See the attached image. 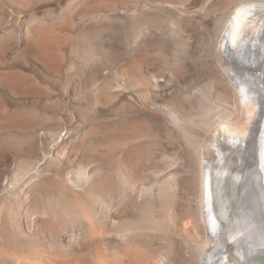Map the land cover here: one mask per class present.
Returning <instances> with one entry per match:
<instances>
[{"label":"rangeland","instance_id":"1","mask_svg":"<svg viewBox=\"0 0 264 264\" xmlns=\"http://www.w3.org/2000/svg\"><path fill=\"white\" fill-rule=\"evenodd\" d=\"M250 1L264 2L0 0L1 264H16L17 259L36 256L43 261L46 257L47 261L48 257L60 255L79 259L80 264L202 263L196 245L206 240L209 226L199 214L200 173L196 148L203 145V156L210 157L205 145L214 134L211 129L199 125L189 126L187 133H183L173 123L167 110L174 104L182 114L188 115L187 118L195 121L202 119L207 103L202 91L214 86L212 100L215 99L216 105L227 110L236 124L246 121L247 105L243 103L241 93L225 66H222L226 60L213 47L220 38L217 21L229 15L240 3ZM131 10L137 21H133ZM137 29H146L145 37L136 38ZM255 35L256 38L252 37L250 41L254 47L259 41V32ZM89 49L91 53L99 50V54L103 55L104 62L100 67L87 57ZM127 69L129 73L124 76L122 72ZM153 75H156L160 85ZM110 78H114L120 86L114 81L113 87H104ZM160 78L163 80L160 81ZM120 111L126 113L123 115ZM257 118L256 112L248 124L253 125ZM127 123L138 126L141 131L143 129L147 138L129 144L133 141L128 143L132 136L128 135L129 131L126 135V129H129L125 127ZM109 126L114 133H110ZM58 133H62L63 141L62 137L57 142L54 140ZM110 138L116 140L113 141L115 143H121V150L115 153V158L121 157L128 166L124 170L133 173L135 178L130 174L129 177H144L151 182L152 177L149 176L155 174L156 169L161 175L165 172L163 175L178 178L179 195L176 196L177 212L173 225L165 216L166 206L169 205L164 201H169L167 197H156L157 201L152 203L150 199L148 202L140 200V203L132 199L130 202H134V206L130 205V210L127 207V212H122L119 219L133 220L135 223H131L137 226L136 230L127 236L128 239L117 236L118 228L109 220L108 210L102 205L104 202L98 203L99 196L108 199L122 187L118 179L120 173L117 175L120 171L117 172L115 167L119 170V166L123 165L121 158H116L118 162L113 165L114 156L109 159L100 151ZM222 141L232 145L230 138L229 141ZM57 144L66 145L69 150L65 152L63 161L55 154L59 150ZM96 145L99 150H95L98 149L94 147ZM150 147L156 149L158 155L150 153ZM44 153H48L45 160ZM231 153L229 150L230 156ZM49 154L54 155L51 157ZM232 155L235 156V153ZM230 156L227 155L226 159L233 160L234 156ZM78 163L81 166L93 163L94 166L90 167L94 170L95 167L103 168L102 175L99 174L96 184H93L94 188L90 185L91 188L83 190L88 184L81 182L79 189L69 183L68 175L76 176ZM239 175L240 178L246 177ZM31 177L38 183L30 189L26 184L34 179ZM24 185L31 191L33 189V195L38 191L49 195L54 204L52 207L58 206L53 208L54 211L60 209L59 206H66L63 209L71 213L65 211L64 217V211H60L57 218L55 211L53 215H46V220L33 224L28 213L29 206L33 204L20 203L14 196L20 187L28 190ZM244 197L246 200L247 197ZM34 201L30 202L37 206ZM245 207L248 208V203ZM74 212L79 218L76 214L74 217ZM244 212L250 213V218L258 216L248 209H243ZM57 225L63 227L58 228ZM74 226L79 227H76L77 233L72 239L69 230ZM258 240L262 241L264 237ZM239 241L240 246L244 245L242 238ZM256 251L255 256L264 254V249ZM235 255L237 252L230 255L233 261H236Z\"/></svg>","mask_w":264,"mask_h":264},{"label":"bare ground","instance_id":"2","mask_svg":"<svg viewBox=\"0 0 264 264\" xmlns=\"http://www.w3.org/2000/svg\"><path fill=\"white\" fill-rule=\"evenodd\" d=\"M151 10H153V9H151ZM126 11H125V13H126ZM190 11H192V10H190ZM133 13L135 15L139 14V13H135V12H133ZM130 15H132V18H133L132 10H131ZM134 18H137V16L136 17L134 16ZM134 18H133V21L136 20ZM137 20H138V18H137ZM136 21L134 24H136ZM217 22H216L217 23L216 28L219 31L220 38H219V41L217 44L216 43H215V45L213 44L214 45L213 49H215L217 52L219 51V54L222 56V58L224 60H226L225 62L224 61L222 62V66H225V70L227 71V73L229 74L231 79L236 84V86H235L236 89H238V91L241 93L243 103L247 105L248 117H247L246 121L244 123L240 122V124L239 123L236 124V122L232 121V118L230 117L231 114L227 110H224L219 105H216L215 99H214V101L212 100V98H214L212 96L213 95L212 89L214 86H211V88L208 91H204V90L202 91V96L207 101L206 108L204 110L203 116L201 117L202 119H200V117H199L198 119H200V120L195 121L192 118H187L188 115L186 116V115L182 114V112L179 110V108L174 104L170 105L171 106L170 108H169V106H168L169 104H168L167 106H168L169 110H167V111L170 112V115L172 117L171 119L173 120V123H176L178 128H180V130L183 133L184 132L187 133V131H188L187 129L189 128V126L199 125L202 128L211 129L213 134H214V136L211 138L212 140H210V142L205 145L207 147L206 149L209 150V152L208 151L207 152L209 153L210 157L203 156V155H205L204 154L205 149H204V152L202 151L203 145L201 147L199 146L196 148L197 155L199 158V159L198 158L197 159H198V167H199V173H200V201H199V208H200L199 212L200 213L199 214H201V217L207 222V224L209 226V233L207 235L206 240L203 241L202 243H198L196 245L198 248V251L200 250V253H201V255H200V257H201L200 261L202 262L201 264H264V254L260 253L257 256L254 255L256 249H258V248L264 249V240H262V241L258 240L257 241V239L264 237V159H262V157H261L262 146H264V2L250 1V2L240 3L238 6L235 7V9L233 11H231V13L229 15L227 14V15L223 16ZM174 24H176V21H174ZM172 27H174V26H172ZM260 27H261V29H260ZM258 32H259V35L257 37V40L259 39V41L258 42L256 41L257 45L254 47V45H250V41L252 40V37L256 38L255 34L256 33L258 34ZM135 33L137 35L136 38H140V37L143 38L146 35L145 34L146 29H137V31H135ZM216 37H218V34ZM136 40L138 41V39H136ZM140 43H141V41H140ZM97 49H99V48H97ZM98 51H95V52L92 51V53H91V51L89 49L88 54H90V57L88 54H87V57L91 58V60H93V62H95L98 67H100L102 65V63L104 62V59L102 57L103 55L99 54L101 52H98ZM177 52H179V51L177 50ZM128 69L124 70L122 72V74L124 76L128 75V73H129ZM117 73H119V72H117ZM140 74L141 73H139V76H141ZM120 75H121V72H120ZM153 77H155V79H157L156 75L155 76L153 75ZM114 78L117 79V77H114ZM114 78H112V79L110 78L111 80L108 79V82L106 84H104L106 82L105 81L103 83L104 87H106V85H107V88L113 87L112 84L115 85V82H116V80H114ZM163 78H165V77H163ZM162 80L163 79H161L160 81H162ZM165 80L167 81L166 78H165ZM127 82H129V81H127ZM153 82H155V81H153ZM157 84L158 85L161 84L158 79H157ZM117 85L120 86L119 82L117 83ZM114 88H115V86H114ZM114 88L111 89V91L114 90ZM104 89H106V88H104ZM121 89H123V88H121ZM117 91L118 90H116V93H117ZM119 94H124V93L120 92ZM115 96H117V94ZM113 98H114V95H113ZM201 108H203V107H201ZM256 112L258 113L257 121L255 120V123H253V125H249L248 121L251 120V118L253 117L254 114H256ZM117 113H119V112H117ZM124 113H126V111ZM124 113L121 112V114H123V115H124ZM216 116L218 117L217 119H215ZM115 120L117 121V118ZM127 125L125 127L129 128V129L125 128L127 130V131L125 130L126 135L129 131L130 133H128V135L132 136L131 137L132 140H128V143L130 141H133L129 144H133L134 142H140V141H142L141 138L146 136V134L143 135L142 131H144V130L142 128H141L142 129V131H141L139 129V127L136 125L133 126L131 124V126H129L128 123H127ZM121 128L122 127H120L118 130H120ZM123 128H124V125H123ZM105 129H104V131H105ZM111 129H113V128H111V127L109 128L110 133L112 131ZM107 130H108V127H107ZM93 132L95 133V131H93ZM93 132H92V134H93ZM123 132H124V130H123ZM50 133L52 135V132H50ZM97 133H98V131H97ZM58 134H59V136L54 140L57 142L58 139H60L62 137V141H63L62 133H58ZM106 134L107 133H105V135ZM96 135H99V134H96ZM108 136H109V133H108ZM148 137H149V135H148ZM100 138H102V136H100ZM146 138L144 137V139H146ZM229 138L232 139V145H229L228 143L222 141V139H224L225 141L228 139V141H229ZM102 140H103V138H102ZM111 140L108 141L105 148H101L103 150H100V151H102V153L104 152L105 155H107L109 157V159H110V157L114 156V160L112 159L113 165H114V162H115V164H116V162H118V161H116L117 157L115 158V155L119 153L117 151L121 147V145H120L121 143L118 144V143L113 142L116 140H113V139H111ZM51 145H53V144H51ZM57 145H59L57 147V149L59 148V150H56L58 152L55 154L57 155L58 159L62 158L61 161H63L64 160L63 157L66 155L65 152H67L68 149L66 148V145H65V147L63 144H57ZM94 147L98 148L97 145ZM99 147H100V145H99ZM150 148H149L150 153L153 152V153H156V155H158L156 149H154L152 147H150ZM92 150H93V148H92ZM92 150H91V152L94 153L95 151L94 150L92 151ZM95 150H99V148L95 149ZM229 150H230V152L235 153V156L232 155L233 153H231V156H230V154H228ZM138 151H140V150H138ZM68 152H69V150H68ZM140 152H139V154H140ZM144 152H147V151H144ZM47 154L43 155L44 160L47 158ZM218 154L220 155L219 157H218ZM53 155L54 154H52V155L49 154V156H51V157ZM141 155H142V152H141ZM227 155L230 157L234 156V159L233 160H230V159L227 160L226 159ZM57 158H54V159H56V161H57ZM67 158H68V156H67ZM119 158H121V157H118L117 160H119ZM239 158H240L241 162H240ZM120 160H122V158ZM121 162H123V165L121 164L119 166V170H118V167L115 165V167L117 168V172L120 171L117 173V175L120 173L119 174L120 176L118 175V177H120V178H118V179H120L119 182L121 183L120 185H122L121 190H118L116 192V195L118 194L117 196L115 195L116 197L114 196V194H112L113 197H109L108 199L105 197L99 196L100 202H98V203H101L102 201L104 202L102 205H105L106 209L108 210L109 220L111 221L112 225L115 226V228H118L117 236L126 238L128 235H130V233H132L134 230H136L135 228L137 226L131 223V221H133V220L130 221V220L126 219L128 221H125V219H123L124 220L123 221L122 219L121 220L119 219V216L122 215V212H125L127 207H128L127 210H130L129 206L132 205V203H134V202H132V203L130 202V201H132V199H133V201L135 199L136 202L138 201L139 203L144 201V200H145V202L152 200L151 201V203H152L159 197H160L159 199H161V198L164 199V197H167L169 201H167V200H164V201L169 203V205L167 204L168 206H166L167 212H165L166 213L165 216L172 223L171 225H173V223H175V221H176V212H177L175 209V207H176L175 202H177L176 196L179 195V194H177V189L179 187L177 184L179 182L178 178L174 177V175L169 176L168 174L167 175L165 174L166 175L165 176V175H163L165 172L162 174L163 175L162 176L161 172L159 171V173H160L159 174L158 171L155 169V171L157 173L153 170L155 174H152L153 176L150 174V176H149V177H152L151 182L147 181L146 178H144V177H142V178L137 177V179H134L135 177L133 176V173L131 174V173H128L129 172L128 170H126L128 172H126L124 170L128 166L124 163L123 160ZM121 162H119L118 164H120ZM174 163H176V162H174ZM78 164L80 165L81 163H78ZM88 165H86V166H83V164H82V166L80 165L78 167L79 168L78 171L76 170V176L71 177V175H68L69 183H71L73 186H75L77 188H79L78 186H81V182L88 184L87 186L85 185V188H83V190H85L86 187L91 188V186L94 188L93 184L94 183L96 184V181L99 178L97 176L102 173L103 168L101 167L102 169L100 168L101 169L100 170L98 167H97L98 169H96V167H95V170H97V171H95L94 168L90 167V166H94L93 163H92V165L91 164L89 166ZM97 165L99 166L100 164H97ZM89 167L92 169H89ZM112 168H114V166ZM166 168H168V167H166ZM30 169H29V171H30ZM33 169L34 168H32V170ZM105 170H107V169H105ZM162 171H163V169H162ZM38 173L39 172H37V174ZM127 173H128V175H127ZM27 174H29V173L27 172ZM129 174L131 176H133L134 178L129 177L130 176ZM239 174H243V176H246V177L240 178ZM57 176H59V175L57 174ZM154 176H155V178H154ZM25 177H27V176H25ZM31 178H34V177H31ZM147 178H148V176H147ZM30 180L27 182L26 185L31 189L32 186H34L33 184L35 183L36 180H35V178L30 179ZM37 183H35V184H37ZM26 185H24V186L27 187ZM245 185H246V187H245ZM88 186H90V187H88ZM29 188H28V190H26L25 188H22V187H20V189L18 188L19 190L16 189V195H14V196L18 197L17 200H20V203L24 202V204H27V205H28V203L33 204L31 206H29L30 204L28 205L30 207V211L28 213H29V216L31 214V220L33 221V224H36V222L39 220H41V221H43L44 219L46 220V215L47 216H48V214L51 215L55 211L57 213V214L55 213L57 218L59 217L58 215H60V214H58V213H60V211L61 212L64 211L62 213V216H64L63 214H66L65 211L68 210V209L64 210V209H66V208H64L66 206H59L60 209H61V207H62V209L64 208L63 210L57 209L58 206H54V207H57L55 209L59 210L58 212H57V210L54 211V209H53L54 207H52L54 204L49 199V197H50L49 195L38 193L41 191H38V192L35 191L39 195H37V194L33 195V193H34L33 189L31 191ZM79 189H81V188H79ZM76 190H78V189H76ZM178 191H179V189H178ZM180 192H181V190H180ZM244 195L247 197L246 200H245ZM32 198L36 201V203H38V204L35 203L37 206H35L33 202H30L33 200ZM154 198H156V199H154ZM233 198H235L236 201ZM140 200H142V201H140ZM246 203H248V208L245 207ZM136 204H138V203H136ZM133 206L134 205H132V207ZM242 208L245 210L248 209V211H250L252 214L257 213V215H258L257 218H252V217L250 218L251 214L245 213V212L243 213ZM127 210H126V212H127ZM69 211H67V212H69ZM87 212L85 211V213H87ZM69 213H71V212H69ZM89 213H91V212H89ZM75 214L78 217V213L74 212V214H73L74 217H75ZM87 216H89V215H87ZM87 216H84V217L88 218ZM158 218H160V217L158 216ZM49 219H50V216H49ZM153 219H156V218H153ZM56 223L57 222H55L54 225ZM58 223H60V222H58ZM133 223H135V222L133 221ZM67 224H65V226H67ZM73 225H75V224H73ZM59 227L62 228L63 226H58V228ZM76 227H79V226H76ZM76 227L74 226L71 230H69V233L71 231L70 237L72 239H73V237H75V235L77 233L78 228L76 229ZM241 238H242V242L244 244L242 246L239 245V242H240L239 240ZM127 239H128V237H127ZM236 241H237V244H235ZM256 242H259V243L256 244ZM232 252H237V256L235 255L236 261H233L232 258H230V255L232 254ZM256 253H258V250L256 251ZM65 256L60 255V256L54 257V258L48 257L47 261H45V259H46V257H45V259H44L45 262L39 258L40 256H36L35 258H32V259H28L29 257H26V259L21 258V259H17V260H18L19 264H80L79 259H74V258L71 259V258H68ZM1 259H2V257H1ZM42 259H43V257H42ZM77 260H78V262H77ZM138 260L140 261V259H138ZM159 261L161 262V260H159ZM42 262H44V263H42ZM1 263L2 262H0V264ZM18 263L16 261V264H18ZM141 263H143V262H141Z\"/></svg>","mask_w":264,"mask_h":264},{"label":"snow or ice","instance_id":"3","mask_svg":"<svg viewBox=\"0 0 264 264\" xmlns=\"http://www.w3.org/2000/svg\"><path fill=\"white\" fill-rule=\"evenodd\" d=\"M261 157L264 159V146H262Z\"/></svg>","mask_w":264,"mask_h":264}]
</instances>
